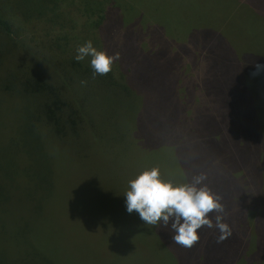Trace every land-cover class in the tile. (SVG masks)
<instances>
[{
  "label": "rangeland",
  "instance_id": "1",
  "mask_svg": "<svg viewBox=\"0 0 264 264\" xmlns=\"http://www.w3.org/2000/svg\"><path fill=\"white\" fill-rule=\"evenodd\" d=\"M2 1L16 9L29 0ZM118 1L127 16L107 32L113 29L111 43L128 61L143 95L119 96L86 85L82 95L90 101L95 127L66 141L49 134L58 154L50 151L46 164L38 149L14 154L7 148L8 159L15 155L21 163L37 165L35 176L9 174L11 197L2 208L9 212L13 233L19 240L24 224L40 228L68 259L90 264L97 254L103 256L110 227L129 214L124 196L129 181L155 167L173 184L205 176L197 187L206 185L224 205L223 213L209 215L213 222L215 215L224 216L231 235L218 242L219 231L204 227L198 230L199 241L185 248L172 240L173 218L167 226L163 221L151 226L133 211L139 233L134 242L158 255L163 246L166 264H264V129L254 114L264 112V69L255 74L254 68L264 64V15L255 8L264 7V0H246L249 5L239 0ZM67 9L80 17L71 5ZM25 50L17 54L21 63H39L37 49ZM23 98H7L0 107V144L11 133L24 137L18 132L28 114L22 112L28 107L20 105ZM251 99L256 110L248 108ZM223 102L233 112L227 114L232 123L224 126L216 119L227 111L220 108ZM237 104L247 109L240 113ZM144 141L151 145L147 154L138 146ZM9 161L11 169L15 159ZM75 221H92L97 228L72 230L67 223ZM177 253L183 254L180 261Z\"/></svg>",
  "mask_w": 264,
  "mask_h": 264
},
{
  "label": "trees",
  "instance_id": "2",
  "mask_svg": "<svg viewBox=\"0 0 264 264\" xmlns=\"http://www.w3.org/2000/svg\"><path fill=\"white\" fill-rule=\"evenodd\" d=\"M239 1L249 5L246 0ZM67 5L76 9L80 17L71 15ZM255 8L258 14L264 15V7ZM121 16H127V11L121 8L118 0H78L76 3L74 0H29L16 5V9L8 1L0 0V107L7 98L15 99L17 95L24 96L20 105L23 102L28 104L27 111L22 110L28 112L26 117L23 115L25 127L21 125L19 129L22 127V130L18 131L24 137L11 133L9 141L0 144V264H80L62 254L59 246L54 248L40 228L30 229L24 224L19 240L13 233L9 212L2 208L6 199L11 197L7 190V182L11 179L9 174L12 170L23 171L26 177L35 176L37 165L21 163L13 155L14 167L10 169L11 157H7V148L14 154L24 152L25 147L34 151L38 149L41 162L46 164L50 151L58 154L56 146L52 144L56 139L48 141L49 134L66 141L75 138L76 132L88 129L89 125L95 127L94 113L88 104L90 101L82 95V88L86 85L104 87L119 96L143 95V90L132 80L133 71L128 61L118 52L119 47L111 43V31ZM109 26L113 29L107 32V28H111ZM36 34L41 38L36 39ZM89 40L98 50L119 57L107 75H93L90 57L80 62L74 59L77 48ZM22 43L24 48L20 45ZM26 47L38 50L39 63H21V57L17 54L18 51H26ZM255 98L257 100V96ZM253 101L251 99L247 105L256 110ZM237 107L240 113L247 109L244 104H237ZM220 108L227 111L216 117L217 121H221L219 124L232 123L227 114L233 112L227 109L224 102ZM257 113L259 126L264 129V112H254L255 115ZM133 140L137 141L136 138ZM140 145L142 153L152 151L151 145H146L145 141ZM2 157L7 161L2 162ZM256 213L257 222H260V213ZM131 215L134 213L121 217L120 225L110 227L111 234L105 240L108 245L102 250L103 256L99 258L97 254L90 264H166L168 257L163 246L158 255L156 249H144L134 242L139 233L135 218ZM67 225L72 230L77 227L97 228L92 221H75ZM143 227L141 237L144 235ZM141 243L146 246L143 240ZM171 243L166 245V249L172 246ZM182 255L177 253L179 261Z\"/></svg>",
  "mask_w": 264,
  "mask_h": 264
},
{
  "label": "clouds",
  "instance_id": "3",
  "mask_svg": "<svg viewBox=\"0 0 264 264\" xmlns=\"http://www.w3.org/2000/svg\"><path fill=\"white\" fill-rule=\"evenodd\" d=\"M76 52L74 59L77 62L91 58L89 63L93 75H107L119 59L117 55L98 50L90 40L79 46ZM254 68L255 74H260L264 64L256 63ZM205 179V176L198 175L190 183L173 184L161 178L158 168L145 170L128 183L124 194L126 211L129 214L135 211L146 225L151 226H157L161 221L167 226L173 218L172 240L185 248H191L199 241L198 230L204 227L218 230V242L222 241L231 235V228L224 216L215 215L213 222L209 215L223 213L224 205L221 197L206 185L197 187Z\"/></svg>",
  "mask_w": 264,
  "mask_h": 264
}]
</instances>
